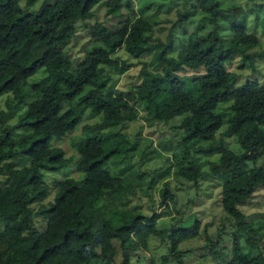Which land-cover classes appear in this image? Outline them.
Segmentation results:
<instances>
[{
	"label": "trees",
	"instance_id": "1",
	"mask_svg": "<svg viewBox=\"0 0 264 264\" xmlns=\"http://www.w3.org/2000/svg\"><path fill=\"white\" fill-rule=\"evenodd\" d=\"M25 1L33 7L40 0ZM180 3L163 37L158 34L164 29L161 19L149 15L151 2L136 8L133 0H44L30 10L22 0H0V97L13 95L9 110L0 109V264H134L135 259L142 262L144 255L136 253L149 249L153 237L162 238L169 253L184 263L192 250L181 244L201 238L208 228L203 230L193 215H173L170 203L177 204L178 195L169 183L160 190L161 211L127 208L108 168L132 149L120 127L139 117L138 106L149 123L180 118L176 148L184 157L224 153L225 138L237 139L241 168L222 175V191L235 204L264 185V167L258 165L264 159V84L252 78L240 83L238 72L228 68L237 55L253 57L260 36L249 31L248 12L237 1ZM99 7L118 21L90 25L92 45L75 64L67 48L80 22ZM198 15L205 22L194 31L185 29ZM224 24L228 37L222 34ZM122 47L142 65L141 81L114 90L106 68L125 72L134 64L114 57ZM88 108L102 121L85 125L79 140L77 168L83 176L48 184L46 172L70 163L53 138L73 132ZM19 109L12 125L10 118ZM19 129L23 133L17 137ZM205 174L191 159L177 171L195 182ZM169 216L171 223L160 227ZM234 226L228 252L221 245L222 229L218 239L207 241L211 255L220 259L216 264H264V218L258 226L247 220Z\"/></svg>",
	"mask_w": 264,
	"mask_h": 264
},
{
	"label": "rangeland",
	"instance_id": "2",
	"mask_svg": "<svg viewBox=\"0 0 264 264\" xmlns=\"http://www.w3.org/2000/svg\"><path fill=\"white\" fill-rule=\"evenodd\" d=\"M135 7L146 2L153 3L149 11L150 16H158L161 19L159 27H164L158 31L165 37L173 20L177 17V10L180 8V0H133ZM242 4L249 15V31L260 36V43L253 48L252 55L247 60L241 55L228 63V68L239 74V81L244 82L247 78L258 79L264 84V0H234ZM44 0H40L33 7H27L26 1L22 0V5L30 10L39 9ZM170 20H165L169 19ZM164 19V20H162ZM106 24H115L118 20H112L106 17V9L99 7L95 15L84 22H80V27L76 37L67 48L69 55L75 64L82 61L85 50L92 45L89 36L88 27L97 22ZM202 15L192 17L185 29L194 31L204 23ZM184 29L178 30L183 33ZM205 31V29H203ZM222 34L230 36V30L225 24L222 26ZM181 46V43H178ZM114 57L125 60L127 63H134L122 72L113 68H106L105 73L111 77L110 87L114 90H128L131 86L141 81L139 73L142 65L138 59L132 57L124 47L115 53ZM190 70L187 73H193ZM13 95L8 93L0 97V109L9 110V103ZM22 109L16 110L10 118V123L16 125L19 114ZM139 117L129 121L120 127L122 132L129 138V146L132 149L127 154L117 156L112 159L108 168L110 172L118 179L119 192L124 196L127 208H135L146 214H151L153 210L161 211L160 190L169 183L173 192L178 195V202L170 203V209L173 215L188 218L193 215L199 219L202 229L208 228V232H203L201 238L186 240L181 244L183 249H191V253L185 257L183 264H216L220 259L215 258L210 253V247L207 246L209 237L218 239V232L223 230L221 245L228 252L232 246L231 233L237 220L254 221L258 226V220L264 218V185L245 202L235 204L230 196L224 194L222 185L224 183L223 174L230 171H236L241 168L239 155L241 147L235 137H226L227 151L224 153L205 156L196 154L194 158L184 157L176 146L179 144V129L176 124L180 118L165 122L149 123L146 120V112L143 107L138 106ZM102 121V116L95 114L90 108L85 110L82 123L67 136L59 138L54 137L52 144L62 147L70 161L69 165L59 170L46 172V181L51 185L52 181L60 180L66 177H75L80 179L83 173L78 171L79 162L78 143L84 136V126L95 124ZM23 130L15 132V136H20ZM204 144H206L204 142ZM196 162L206 171L207 174L201 176L198 182L188 181L177 175L180 166H186L189 160ZM20 165V159L17 161ZM259 166L264 167V159L258 162ZM217 172L213 174L212 170ZM0 178L4 176L0 175ZM54 198V193L49 200ZM48 202V201H47ZM104 205V201H101ZM193 220V218H191ZM172 218L164 217L159 223L160 227L169 225ZM44 222L38 219L37 226L42 228ZM263 236L260 244L264 247V228L261 230ZM119 247V242H116ZM142 258V262L134 260V264H179L178 260L169 253L167 245L160 237H153L149 249H141L136 253ZM204 255H207L204 257Z\"/></svg>",
	"mask_w": 264,
	"mask_h": 264
}]
</instances>
